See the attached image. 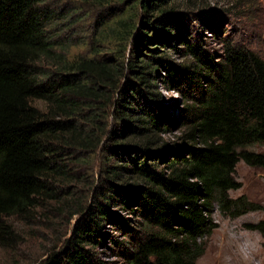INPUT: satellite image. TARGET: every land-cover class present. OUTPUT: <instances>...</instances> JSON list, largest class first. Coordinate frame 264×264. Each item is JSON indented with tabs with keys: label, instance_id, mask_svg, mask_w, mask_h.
Here are the masks:
<instances>
[{
	"label": "trees",
	"instance_id": "trees-1",
	"mask_svg": "<svg viewBox=\"0 0 264 264\" xmlns=\"http://www.w3.org/2000/svg\"><path fill=\"white\" fill-rule=\"evenodd\" d=\"M46 1L0 0V235L10 218L57 211L73 228L37 264H197L216 205L233 217L261 209L229 192L241 161L264 167L247 148L264 146V57L209 49L202 24L216 21L193 0H134L139 24L115 51L72 55ZM81 163L95 176L85 198L72 185ZM108 241L119 260L97 251Z\"/></svg>",
	"mask_w": 264,
	"mask_h": 264
},
{
	"label": "rangeland",
	"instance_id": "rangeland-1",
	"mask_svg": "<svg viewBox=\"0 0 264 264\" xmlns=\"http://www.w3.org/2000/svg\"><path fill=\"white\" fill-rule=\"evenodd\" d=\"M193 1V10L203 13L206 20L217 22L208 24L219 32L210 29L205 22L202 24L201 31L207 37L209 49L221 51L224 44L231 43L251 48L264 57V0ZM46 3L56 10L54 24L58 25L52 33L61 40L73 43L72 55L93 57L101 52L109 56L107 54L113 48L115 51L116 44H121L120 38L127 35L128 31L123 30L139 24L140 19L134 8V0H47ZM176 4L185 9L182 1ZM121 19L126 23L120 24ZM174 59L177 62L183 60L180 54H175ZM159 87L165 102L182 105L184 98L180 92L166 90L160 84ZM179 132L175 129L169 136ZM247 148L264 153V146L252 145ZM79 165H71L73 170L80 172L79 182L72 180V185H77L76 197L85 198L89 195L95 176L90 164ZM235 177L242 185L231 190L230 197L246 196L261 209L233 217L216 205L213 218L217 227L197 264H264V167L249 166L241 161ZM41 212L27 220L9 219L12 233L7 237L0 235V264H37L53 247L63 244L71 233L74 217L60 215L57 211H50L47 216ZM254 224H259L262 229H251ZM106 229L114 236H121L110 225ZM109 245L108 241L97 248L100 256L109 261L119 260L120 257L114 255Z\"/></svg>",
	"mask_w": 264,
	"mask_h": 264
}]
</instances>
